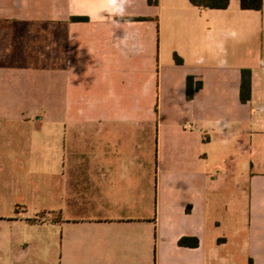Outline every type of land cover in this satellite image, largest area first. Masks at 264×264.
<instances>
[{"label": "crops", "instance_id": "obj_1", "mask_svg": "<svg viewBox=\"0 0 264 264\" xmlns=\"http://www.w3.org/2000/svg\"><path fill=\"white\" fill-rule=\"evenodd\" d=\"M99 7L0 0V264H264V6Z\"/></svg>", "mask_w": 264, "mask_h": 264}, {"label": "trees", "instance_id": "obj_2", "mask_svg": "<svg viewBox=\"0 0 264 264\" xmlns=\"http://www.w3.org/2000/svg\"><path fill=\"white\" fill-rule=\"evenodd\" d=\"M192 5L201 9L210 10H226L230 5V0H190ZM148 3L152 6L159 4V0H148ZM264 6V0H241L242 10L262 11ZM73 21L82 22L87 21L86 18L75 17ZM177 64L182 65L183 60L178 55L174 56ZM202 82L197 81L196 78L190 76L187 80V98L192 100L196 91L202 88ZM252 98V71L249 69L242 70V82L240 90V99L243 104L248 103ZM182 247L197 248L200 243L198 239L183 238L179 242ZM252 264V263H250Z\"/></svg>", "mask_w": 264, "mask_h": 264}, {"label": "clouds", "instance_id": "obj_3", "mask_svg": "<svg viewBox=\"0 0 264 264\" xmlns=\"http://www.w3.org/2000/svg\"><path fill=\"white\" fill-rule=\"evenodd\" d=\"M133 0H100V7L96 9V18L103 21L105 15L119 23L126 16L128 9L132 7ZM235 35V33H232Z\"/></svg>", "mask_w": 264, "mask_h": 264}, {"label": "rangeland", "instance_id": "obj_4", "mask_svg": "<svg viewBox=\"0 0 264 264\" xmlns=\"http://www.w3.org/2000/svg\"><path fill=\"white\" fill-rule=\"evenodd\" d=\"M240 203H242V202H240ZM240 203L238 202L235 205L240 210L239 213H238V221L236 222L238 228L243 226V223L245 221L243 205H241ZM239 263L241 264L242 262L240 261Z\"/></svg>", "mask_w": 264, "mask_h": 264}, {"label": "built area", "instance_id": "obj_5", "mask_svg": "<svg viewBox=\"0 0 264 264\" xmlns=\"http://www.w3.org/2000/svg\"><path fill=\"white\" fill-rule=\"evenodd\" d=\"M186 128L189 129V128H192V126L190 124H187L186 125ZM40 220H49L50 219V214H47L45 216H42L39 218Z\"/></svg>", "mask_w": 264, "mask_h": 264}]
</instances>
